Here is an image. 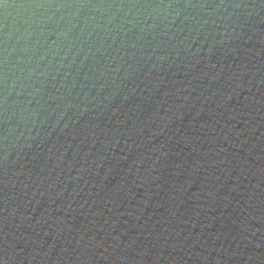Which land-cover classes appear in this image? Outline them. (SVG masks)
<instances>
[{"label": "water", "instance_id": "water-1", "mask_svg": "<svg viewBox=\"0 0 264 264\" xmlns=\"http://www.w3.org/2000/svg\"><path fill=\"white\" fill-rule=\"evenodd\" d=\"M6 2L19 5L43 0ZM114 11L109 9L103 16L106 19ZM8 12L5 22L0 7V40L5 31H12L10 45L19 35L14 28L23 31L22 21L29 12L36 14L34 19L44 14V10L15 7ZM261 29L245 33L244 38L251 37L248 43L240 39L227 48L217 45L211 55H206L211 36L199 53L195 52L198 43L187 51L186 44H179L177 55L171 47L176 41L168 42L169 59L155 68V57L147 55L152 46H146L142 55L140 45L130 48L126 39L125 49L136 56L123 57L125 66L131 65L124 88L116 89L109 82L110 87L100 94L102 99L116 92L111 104L104 101L106 112L97 113L93 101L87 104L92 111L77 121L75 108L60 117L62 107L52 111L55 103H51L48 112L37 116L36 127L30 117L27 125L17 126L9 137L7 174L0 159V249L7 239L15 243L21 257L37 255L31 264H41L44 253H48L47 264L58 257L60 264H127L115 258L125 254L131 260L140 251L146 252L143 264H214L217 256L221 264H244L243 258H228V254L264 253V83H257L264 80V25ZM111 35L104 40L105 47L112 44L105 54L109 58L120 46V37L113 43ZM47 39L51 42L55 36ZM92 39L100 47L96 33ZM35 41L34 35L29 45ZM46 47L37 45L28 67H35ZM79 47V42L70 51L62 46L55 56L40 62L37 72L45 66L49 69L50 93H56L52 85L58 87L63 81L66 94L74 77L73 96L80 91L79 85L84 84L87 91L95 82L89 71L93 57L84 60ZM82 47L87 51L89 44ZM16 55L11 57L13 63ZM65 55L67 59L62 60ZM116 56L112 68L119 62L120 54ZM95 59L104 63L98 53ZM85 72L92 79L84 81ZM117 76H123V69ZM95 95L92 88L89 99ZM74 103L85 106L78 100ZM13 111L15 125L19 109ZM57 119L59 124H55ZM3 127L0 124V135ZM257 183L260 187H253ZM257 243L260 248L255 247ZM77 256L81 259L76 260ZM156 256L158 260L153 259ZM62 257H68L67 262ZM22 264L29 261L24 259Z\"/></svg>", "mask_w": 264, "mask_h": 264}, {"label": "clouds", "instance_id": "clouds-1", "mask_svg": "<svg viewBox=\"0 0 264 264\" xmlns=\"http://www.w3.org/2000/svg\"><path fill=\"white\" fill-rule=\"evenodd\" d=\"M0 7L4 9L5 22L8 19V10L14 7L20 10H44V14L35 19L36 14L29 12L28 16L22 21L23 31L14 28V31L19 33L15 38V43L11 45L9 43L12 40V31H5L3 39L0 40V57H2L0 58V117H2L0 124L4 126L3 134L0 135V147L3 148V156L0 159L6 165V174L8 173L10 154L9 137L17 126L28 124V117L31 118L32 126L36 127L37 116L42 112H48L51 103H55V109H52V111L62 107L59 112L60 117H63L69 108H75L77 111L73 115L76 116L77 121L79 117L92 111L87 107V104L93 101L96 102V108L99 109L97 113L102 114L108 110V104L113 102L116 92L111 91L102 99H100V94L110 87L109 82L116 89L124 88V81L129 78L131 65L126 67L123 57L126 56L132 59L136 56V52H128L125 49L126 39L130 41L128 44L130 48L135 49L139 44L142 55L145 47L151 45L152 51L148 52L147 55L149 58L155 57L156 63L152 65V68H155L157 63L169 59L168 42L176 41L171 47L177 55L179 54V48L177 47L179 44H186L185 51H187V49H192L194 43H198L195 52L199 53L208 37L211 36L212 43L206 49V55H211L213 48L217 45L227 48L234 40L240 39H243L244 43H248L251 41V37L244 38L245 33L248 30L261 32V25H264V0H251V2L249 0H219V2H214L213 0L211 3L209 0H198V2H194V0H112V2L100 3H92L89 0H83V2H79V0H59V2L43 0V2L19 5H12L7 3L6 0H0ZM109 9L115 11L105 19L103 13ZM49 10H52L51 15L47 14ZM56 13H60V15L57 17ZM93 13H99V15H93ZM13 25H15V20ZM94 33L99 37L100 47H95L92 39ZM109 34H112L111 40L113 43H115L118 36L120 37V46L111 54V58L106 57L105 54L112 47V44L107 47L104 46V40L108 38ZM34 35L36 41L29 45V41ZM201 35L204 39L198 40ZM52 36H55V39L48 42L47 38ZM178 36L182 39L176 40ZM162 37H166L167 40L161 39ZM141 41L143 43H140ZM62 42L66 43L62 44ZM77 42L81 45L78 52H84V60H87L89 55L93 57V66L89 71L96 77L95 82L87 91L84 90V84L79 85L80 91L73 96L70 89L76 86L74 77L72 84L67 86L66 94H64L65 84L63 81L60 82L58 87L52 85V87H56V93H50L48 91L49 69L45 66L43 70L37 72L40 62L50 55L55 56L56 50L62 46L66 51H70L77 46ZM261 43H264V41H261ZM45 44L47 47L41 51L35 67H28L33 62L32 58L36 54L37 45ZM83 44H89L87 51L82 47ZM161 44L165 47L161 48ZM157 51L164 52V54L157 56L155 55ZM232 51H235V49H232ZM248 51L250 52L251 49H248ZM17 53L19 55L15 56V62L13 63L11 57ZM97 53L104 58L103 64L100 60L95 59ZM116 53L120 54L119 62H116L115 67L112 68L110 66L118 59ZM256 55L259 56L260 53L257 52ZM24 57H27V59ZM61 59H67V55L61 57ZM197 63H199V60H197ZM48 64H51V60L48 61ZM83 64L84 61L82 60L80 65L77 66V76L80 74ZM68 66L71 67V63ZM122 69L123 76L118 77L117 74ZM149 71H151V68ZM64 75L67 76L68 74L64 73ZM90 79L92 77L89 72H85L83 80L89 81ZM51 80L55 81L56 76L52 75ZM257 83H264V80H258ZM92 88H95L96 95L92 96L90 100L89 96ZM130 91L135 94V89ZM20 97H23V99H20ZM127 98L128 92L124 95V99ZM77 100L84 103L85 106L81 107L80 103H74ZM104 101H108V104H104ZM259 102L257 101V103ZM101 105H103L102 108ZM14 108L19 109V117L15 125L12 124V119L16 112H10V109ZM115 111L117 110H113L114 113ZM69 119L71 120L72 117H69ZM55 124H59V119L56 120ZM55 124H53V127H55ZM28 131L31 132L32 128H28ZM20 135L23 136L24 133L21 132ZM32 138L35 139V137ZM10 182L9 179L6 183ZM253 187L259 188L260 185L257 183ZM12 212H15V208L12 209ZM9 215H11V212H9ZM8 235L9 233L6 232L5 236ZM116 239L118 240L119 237ZM4 243V248L0 249V264H22L24 259H27L31 264L33 260L37 259L35 253H28L26 257H21L19 251L16 250L15 243H10L7 239ZM130 247L131 245H125L126 249ZM255 247L260 248L261 245L257 243ZM105 251H108V249H105ZM216 251L219 252L220 250L217 249ZM47 255L48 253H44L40 258L41 264H47L44 259ZM145 255V251H140L131 260L125 254L119 255L115 259L122 262L126 261L127 264H143ZM197 256H200V254L197 253ZM233 256L243 258L244 264H264V253L249 252L246 257L242 251H233L228 254V258ZM62 259L67 262L68 257H62ZM80 259V256L76 257V260ZM105 259H108V257H105ZM153 259L158 260L159 256L153 257ZM201 259L207 261L208 257L202 256ZM60 260L61 258L58 257L52 261V264H60ZM214 264H221L219 256L214 259ZM224 264H227V262L225 261Z\"/></svg>", "mask_w": 264, "mask_h": 264}]
</instances>
